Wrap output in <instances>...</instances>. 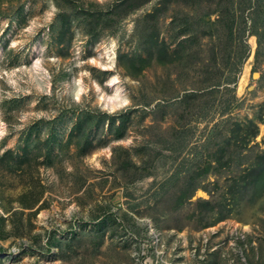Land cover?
I'll return each instance as SVG.
<instances>
[{
	"label": "rangeland",
	"instance_id": "1",
	"mask_svg": "<svg viewBox=\"0 0 264 264\" xmlns=\"http://www.w3.org/2000/svg\"><path fill=\"white\" fill-rule=\"evenodd\" d=\"M251 3L0 0V264H264Z\"/></svg>",
	"mask_w": 264,
	"mask_h": 264
},
{
	"label": "trees",
	"instance_id": "2",
	"mask_svg": "<svg viewBox=\"0 0 264 264\" xmlns=\"http://www.w3.org/2000/svg\"><path fill=\"white\" fill-rule=\"evenodd\" d=\"M251 1L252 0H248V9H250V8H252L253 7V3H251ZM166 54V52L165 51H163V50H160L159 51V57H158V61L159 62H162V59H161V56L162 55H165ZM140 61H143L141 58L140 59H138V62H140ZM130 65L133 67V68H136L135 67V61L133 60V59H130ZM197 205H201L202 207H205L206 209H212V204L209 202V201H207V200H200L199 202H197L196 203Z\"/></svg>",
	"mask_w": 264,
	"mask_h": 264
},
{
	"label": "water",
	"instance_id": "3",
	"mask_svg": "<svg viewBox=\"0 0 264 264\" xmlns=\"http://www.w3.org/2000/svg\"><path fill=\"white\" fill-rule=\"evenodd\" d=\"M254 76H257V74H254Z\"/></svg>",
	"mask_w": 264,
	"mask_h": 264
}]
</instances>
